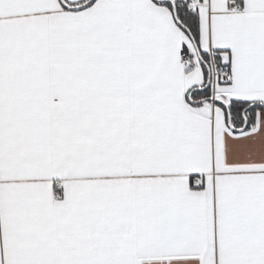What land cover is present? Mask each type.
<instances>
[{"label":"snow or ice","instance_id":"obj_1","mask_svg":"<svg viewBox=\"0 0 264 264\" xmlns=\"http://www.w3.org/2000/svg\"><path fill=\"white\" fill-rule=\"evenodd\" d=\"M0 264H264V0H0Z\"/></svg>","mask_w":264,"mask_h":264}]
</instances>
